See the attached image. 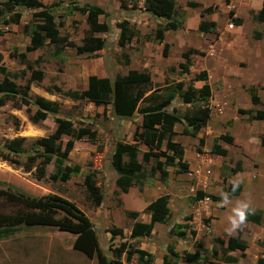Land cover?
Masks as SVG:
<instances>
[{
	"label": "rangeland",
	"instance_id": "374dc122",
	"mask_svg": "<svg viewBox=\"0 0 264 264\" xmlns=\"http://www.w3.org/2000/svg\"><path fill=\"white\" fill-rule=\"evenodd\" d=\"M4 1L0 0V5ZM39 1L44 9L49 10L54 16V22L57 26L62 23L61 27L58 26L60 35L68 38L75 45L82 43L83 39L88 36L89 29L85 15L73 11L75 6L87 4L101 8L104 15L99 16V21L106 22L109 25V31L108 33L94 34L95 37L104 39L106 42L104 49L98 52L96 56L78 55L75 49L66 48L58 57H55L53 55L55 49L51 45H46L32 53H26V62L33 63L38 60L36 65H32V68L43 73L42 81L31 83L29 95L31 98L40 96L48 101L56 102L59 106V113L56 116L48 115L45 121L33 124L30 121V116L35 111L33 106L19 107L9 101L0 108V152H5L20 162V165H15L0 158V214L11 215L23 211L22 205L10 199V195L16 199L21 198L23 194L32 197L60 196L73 203L89 219L93 225L98 248L102 255L108 259L113 258L112 251L120 249V245L125 243L127 246L144 250L150 254L152 257L151 264H162L167 247L173 245L179 257L177 264H187L182 258L183 252L195 253L199 251L196 247L198 241L208 252L207 260L225 264L221 260H214L211 257L212 250L218 251L219 256L226 253L222 247L218 244L214 245L212 242L210 237L213 226L212 220H210L209 225L204 222V220L213 217L202 215L198 217L197 222V213L195 216L191 213L197 205H193L194 202H190L186 195H183L184 199L176 197L180 187L175 183L183 181L178 178H187L188 180L187 174L179 175L175 167L168 168L169 175L166 183L161 182L159 176L156 175L146 180L142 189L132 187L127 194H122L116 188L117 173L111 164L114 147L118 142L132 143L133 132L141 124V117L135 115L130 119L119 118L112 113L109 106H94L93 103L89 102L87 96L81 100H74L65 96L68 91H74L78 94L85 93L90 76L113 80L117 75L125 76L127 71L131 69L150 75V86L144 88L153 91V94H156L157 90H161L163 93L166 84L174 86L178 82H182L185 86L191 85L193 88H197V84L202 83L192 80L198 73L205 71L204 66H208L209 58L205 60L202 57L197 58V55H191L186 72L182 71L179 64L184 62L182 54L186 50L195 49L206 55L210 51L208 45L217 40L218 36L213 33L206 36V34L197 31V21H199L198 24L201 21L208 22V15L199 16L197 19V15L200 13L195 10L197 8L187 6L188 2H197V0H175L176 7L173 19L179 22L182 27L179 30L167 32L164 41L159 44L156 41H144V36H152L155 29L165 22L145 10V0ZM232 2L235 5L237 3L242 4V0H224V5H231ZM211 6H213L214 11L209 16L218 14L217 17L212 16V20L217 23L214 32L220 35V43L226 47L228 43L232 44L234 39L238 42L236 47L242 48L245 45L248 48L249 45L254 47V41L257 40L259 33L254 32L252 34L251 24L244 25L243 29L222 31L225 24L227 26L230 23L235 25L229 17V12L235 13V11L230 9L227 13L225 7V11H223V7H219L215 3ZM39 11L41 9L32 10L19 6L12 8V11L9 12L0 6V54L2 55V64L6 69V75H0V82L7 78L17 85H23L29 78L30 71L25 68V63L20 61L18 54L25 53V47L29 44V36L24 32V27L41 24L40 21L33 18V14ZM15 12L21 14L20 23L3 24V20ZM246 14L248 15L247 12ZM122 21H127L130 27L138 33L137 41L136 38H133L130 41L119 42V29L116 25ZM252 21L254 22L253 18ZM262 31L264 33V28ZM164 43L169 45L166 56L163 55ZM204 44L207 45L203 46ZM215 46L217 49L220 47L217 44ZM123 56L128 58V65L125 64ZM206 83L221 84L208 78ZM142 105L143 103H141ZM194 109L193 103L184 104L176 96L167 111L175 112L179 117H182L189 115ZM56 117L69 119L75 130L84 129L94 133L93 137H89L86 133L79 139H72L69 136L62 138V148L68 140L73 141V148L67 156L66 165L79 166L78 174L72 176L66 183L52 182L48 178V175L55 171L53 163L46 166V177L41 180L35 178L34 166L29 172L23 169L28 156L41 152V149L35 146V140L52 133ZM179 138L181 140L179 144L182 143L186 149L187 141L190 138L182 136L180 133ZM9 147L15 148L18 154L10 152ZM195 153L197 152L195 151ZM195 153L193 150V158H197ZM210 154L214 155L211 151ZM185 158L190 162L188 157ZM219 162L222 164L221 172L225 173L226 161L222 159ZM153 163L151 161L150 164L146 165L145 170L148 171ZM89 173L94 175L93 182L102 195V202L99 206L89 199L83 185V178ZM246 173H256L258 175L256 180L259 181L262 179L263 170L258 166L254 171L252 167H248ZM159 196H167L171 201L173 211L170 212L168 223L164 225L154 224V229L149 238L133 241L130 238V230L134 221L127 216V213L138 212L140 215L136 219L137 222H141L142 218L149 220L150 217L144 210L150 202ZM235 206L231 204L228 209L232 211ZM188 215H192L194 218V222L189 223V225L199 233L196 239L191 236L179 239L170 234L171 227L174 224L183 225L186 223L184 217ZM218 222L222 230V236H220L222 239L236 237L238 230H240L239 237L247 245L243 254L239 251L228 253L237 259L235 264H264V214L261 213V222L257 231L252 228L249 229L248 226H241L236 232L228 235L225 229L230 225L226 215L219 218ZM114 228H120L122 236L111 239V234L107 231ZM74 238V235L58 231L55 227L20 225L12 236L0 239V264H98L96 256L89 259L81 252L72 249ZM124 259L125 255H122L121 261ZM171 261L173 262L172 259ZM130 264H137V258L133 257Z\"/></svg>",
	"mask_w": 264,
	"mask_h": 264
},
{
	"label": "trees",
	"instance_id": "16d2710c",
	"mask_svg": "<svg viewBox=\"0 0 264 264\" xmlns=\"http://www.w3.org/2000/svg\"><path fill=\"white\" fill-rule=\"evenodd\" d=\"M128 1V0H122ZM5 11H12L15 7H24L26 9H41L39 12L33 14V18L40 21L41 24H35L24 27V32L29 36V44L25 47V53L18 54L21 62L25 63V68L30 71L29 78L23 85H17L13 81L4 78L0 82V108L7 102L11 101L19 107L28 108L35 107L34 113L30 116V121L33 124H39L47 119L48 115L56 116L59 113V106L56 102L48 101L40 96L31 98L29 95L30 85L33 82H40L43 79V73L39 70H34L32 65H36L38 60L33 63L26 62V53H32L42 49L46 45L54 47L53 55L58 57L59 54L66 48L75 49L78 55L96 56L98 52L102 51L106 45L104 39L95 37L96 33H108L109 25L106 22H100L99 16L104 15L101 8L97 6L82 5L73 7L82 15H85L88 24V36H86L80 45H75L69 41L68 38L60 35L58 26L54 22V16L49 10L44 9L39 0H5L0 5ZM188 7L201 8L202 5L196 2H188ZM175 0H145V10L151 13L154 17L164 20V24L159 25L153 35L144 36L145 42L156 41L161 44L164 39L165 32L176 31L181 29V24L173 19L175 15ZM213 6L202 8L203 14L213 13ZM252 18L257 23L264 22V0L261 2V8L252 12ZM229 17L236 26H240L242 20L234 18L233 12H229ZM21 14L15 12L3 24H19ZM116 27L119 29V42L130 41L133 38L138 39V33L134 31L127 21L119 22ZM198 31L200 33H214L215 25L212 22L201 21L198 24ZM217 36V34H216ZM259 38V35H257ZM169 45L163 44V55H167ZM203 56V52L195 49H188L182 54L183 63L179 67L183 72L188 70V62L190 55ZM13 57V55H12ZM125 64L129 61L126 56H123ZM24 75V72H22ZM0 75H6V69L2 64V55L0 54ZM192 81L202 82L200 88H193L191 85L185 87V84L178 82L174 86L164 87V92L157 90L159 94H153V91L147 90L145 86H150L151 77L148 73L139 72L136 70H128L125 76L117 75L113 80L108 78H97L90 76L87 82V91L78 94L74 91H68L65 96L74 100H81L85 96L88 97L89 102L96 107L109 106L112 113L119 117L130 119L135 115L141 117V124L137 126L132 135V143L118 142L113 150L111 156V164L117 173L115 181L116 188L122 193L127 194L132 187L142 188L143 183L153 178L155 175L159 176L161 182H166L167 168H178L179 173H185L188 169V164L184 161L183 148L180 144L173 142L174 125H183L182 134L185 136H195L208 122L210 116L209 99L211 90L207 81V73L201 71ZM168 89V90H167ZM150 92L149 94H147ZM251 103L253 105L259 104V98L256 96V89L250 87L247 89ZM178 96L184 104L195 105V109L189 115L179 117L175 112H168L167 109L171 106L175 97ZM141 103L143 105L141 106ZM247 114L252 120H264V111H257L255 114L252 111H242ZM55 127L48 136L35 140V146L41 149L35 155H30L26 158V164L23 169L26 172L32 170L34 166V175L38 180L46 177V166L53 163L55 171L48 175L52 182L66 183L72 176L78 174L79 166L66 165L68 154L73 148V141L68 140L62 148L61 140L64 136H69L72 139H79L86 133L89 137H93L94 133L88 130H75L73 123L69 119L56 117L54 119ZM220 139L232 142L230 137L220 136ZM200 145L203 140H199ZM261 143L264 144V133L261 136ZM140 146H144V150H140ZM10 152L18 154L15 148L9 147ZM201 153V149H197ZM211 153L219 157H225L227 151L217 145L216 141L212 146ZM0 158L3 161H8L11 164L20 165L17 158L9 156L5 152H0ZM153 161L150 169L145 170V166ZM240 169L238 163L232 172ZM94 175L89 173L83 178V185L88 193L89 199L99 206L102 202V195L98 187L93 182ZM233 185L226 189V193L231 196H237L241 187H236L235 192H232ZM10 199L19 202L23 211L11 214H0V239H6L12 236L16 228L20 225L26 227H55L58 231L66 232L74 235L72 249L81 252L89 259L94 256L97 257L98 264H130L133 257L137 258V264H151L152 257L144 250L127 246L125 243L120 245V249L112 251L111 259L102 255L98 248L96 236L93 230V225L84 213L77 208L73 203L63 199L60 196H44L32 197L29 195H22L21 198L9 196ZM218 200V198L206 195L202 192H197L193 198L194 201L202 199ZM145 213L150 215L151 221L146 223L137 222L139 216L138 212H129L127 216L134 221L130 230L131 239L149 238L151 236L154 223L159 222L167 224L170 211L168 208L167 196H162L150 202L146 208ZM207 224L208 220H204ZM261 222V213L253 211V214L247 216L246 223L259 225ZM187 230L190 236L194 239L196 231L191 229L188 225L174 224L170 229V234H173L179 239H183ZM107 232L111 234V239L116 236H122L120 228L110 229ZM240 230L236 237H228L226 240L216 238L215 244H218L226 253L219 256L218 251L212 250L211 257L214 260H221L225 264L235 263L237 259L228 255L229 252L239 251L242 254L247 249V245L240 237ZM197 249L195 253L183 252V260L187 264H219L218 262H210L207 260V250L197 242ZM174 246H168L166 255H164L162 264H177L178 254L174 250ZM122 255H125L124 261H121ZM221 258V259H220ZM173 260V262L171 261Z\"/></svg>",
	"mask_w": 264,
	"mask_h": 264
},
{
	"label": "crops",
	"instance_id": "0c3cea01",
	"mask_svg": "<svg viewBox=\"0 0 264 264\" xmlns=\"http://www.w3.org/2000/svg\"><path fill=\"white\" fill-rule=\"evenodd\" d=\"M261 2L262 0H242L241 5L237 3L236 6L235 3L232 2V6L230 4H226L225 6L224 0H197V3L201 4L202 7L197 9L194 8L200 12L197 15V19H199V16L203 17L205 15L201 12L202 8L211 6L214 3L219 5V7H223V11H225V7L227 13L230 9H233V11H235L233 17H239L242 19V23L240 26L234 25L231 29H228L225 24L226 26L224 25L222 27V31H233L237 28L243 29L244 25L247 26L251 24L252 34L254 32L259 33V38L254 41V47L249 45V48L247 45L242 48L236 47L235 45L236 43L238 44V42L234 39L232 40V44L228 43L225 47L220 43L221 37L217 34V40L208 45V49H210L209 53L206 55L203 53V56L197 55V58L202 57L205 60L209 58V67L204 66L207 78L212 81L216 80L221 84H208L211 90V96L209 99L210 116L207 124L194 137L187 136L190 140L187 141L188 144L187 147L185 146L186 149L181 143L184 161L188 164V169L185 173L178 172V174L183 176L187 174L186 176L189 179L178 178L183 181L175 183L180 187L176 197H182L184 199L183 195H186L190 202H194L193 205H197L193 211H191L193 216L197 213V222L199 220L198 217L202 215H211L213 217L208 219L207 224L209 225L210 220H212L211 224L213 222V226L210 237L214 245V240L216 238L222 239L220 237L222 236V230L218 219L222 218L223 215H226L228 219L229 216L232 215V211L228 209L229 205L232 204V206H234L238 201L247 202L253 211H260L264 214V144L261 143V136L264 133V120H252L247 114L242 113V111L247 110L252 111L253 114L257 111H264V33L262 31L264 22H253L251 18V12H256L261 8ZM206 15L209 17L207 21L214 23L216 27L217 23L212 20V16L217 17L218 14ZM198 22L199 21H197V28ZM166 33L167 32L164 34V39ZM205 34L206 36L207 34L210 36V33ZM235 36L237 35L235 34ZM216 44L220 46L218 49L215 46ZM206 45L207 44H204L203 46ZM202 84H197V88H200ZM169 85L170 84H166L164 87ZM250 87L256 89V96L259 98V104L257 105L251 103L249 93L247 92V89ZM173 130L175 133L173 142L179 144V141L181 142L179 133L185 136L182 134L183 127L181 124H175ZM220 136L230 137L232 142L228 143L220 139ZM200 139L203 140L202 145L199 143ZM194 140L196 141L193 142ZM215 141L217 145L227 151L225 157L210 154ZM139 148L140 150L145 149L144 146H140ZM198 148L201 149V153H198ZM193 150L194 153L195 151L197 152L195 153L197 158L192 157ZM185 157H188L190 162H188ZM222 159L226 161L225 173L221 172L222 164L219 161ZM238 163L240 164V169L236 172H232V169L235 168ZM257 166L263 170L262 179L259 181L256 180L258 178L256 173H246L248 167H252L254 171ZM176 169L178 170V168ZM233 184H238V186L241 187V191L237 196H231L228 202L224 203L221 194L226 193L227 187ZM195 192H202L206 195L214 196L218 198V200L214 201L205 198L194 201ZM171 206V201L168 199V208L170 212L173 211ZM192 215L184 217V222H186L184 224L189 225V223L194 222ZM150 221L151 219L142 218L141 223L148 224ZM154 224L164 225L159 222H155ZM242 226H248L249 229L252 228L257 231L260 225L245 222ZM190 228L195 230L192 226H190ZM198 235L199 233L196 231V236ZM188 236H190V234L187 230L184 238ZM196 236L194 239H196ZM137 240L138 239H133V241ZM199 243L202 244L201 242Z\"/></svg>",
	"mask_w": 264,
	"mask_h": 264
},
{
	"label": "clouds",
	"instance_id": "9594fccd",
	"mask_svg": "<svg viewBox=\"0 0 264 264\" xmlns=\"http://www.w3.org/2000/svg\"><path fill=\"white\" fill-rule=\"evenodd\" d=\"M236 187H238V184H233L232 192H235ZM221 195L223 202L227 203L229 200V194L222 193ZM251 214H253V210L249 207V204L247 202L238 201L236 206L232 209V215L228 218L230 226L225 229V232L228 235H231L236 232L238 229L241 228L242 225L245 224L247 216Z\"/></svg>",
	"mask_w": 264,
	"mask_h": 264
},
{
	"label": "built area",
	"instance_id": "2783aa9c",
	"mask_svg": "<svg viewBox=\"0 0 264 264\" xmlns=\"http://www.w3.org/2000/svg\"><path fill=\"white\" fill-rule=\"evenodd\" d=\"M228 29H231L232 27H233V24L232 23H230V24H228Z\"/></svg>",
	"mask_w": 264,
	"mask_h": 264
}]
</instances>
